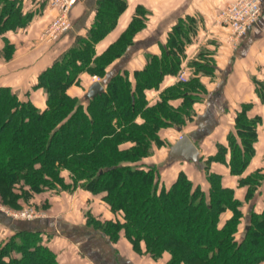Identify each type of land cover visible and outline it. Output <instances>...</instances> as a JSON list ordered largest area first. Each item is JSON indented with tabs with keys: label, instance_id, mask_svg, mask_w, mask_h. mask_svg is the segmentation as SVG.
I'll return each mask as SVG.
<instances>
[{
	"label": "trees",
	"instance_id": "16d2710c",
	"mask_svg": "<svg viewBox=\"0 0 264 264\" xmlns=\"http://www.w3.org/2000/svg\"><path fill=\"white\" fill-rule=\"evenodd\" d=\"M125 5V0H102L89 40L83 39L78 46L71 47L40 73L35 88L46 92L45 108L22 100L10 86H0L2 194H10L11 186L21 181L39 192L44 189L40 184L61 181L59 173L67 168L78 174L77 178H87L85 187L89 190L105 192L104 198L111 207L124 213L123 222L94 221L93 227L112 241L118 240L123 231L137 251L144 241L146 252L154 259L168 252L167 264L264 261V211L252 213L238 237L241 202L234 198L232 190L221 186L219 176L208 175V192L183 171L166 187L159 186L154 165H132L149 155L151 141L162 142L160 128L185 122L180 111L170 106L169 99L179 93L192 99L194 78L166 90L162 100L154 105H147L145 96V90L158 86L167 73L178 71L177 52L184 45L181 24L174 26L162 55H151L147 66L135 72V83L124 71L104 80L105 91L89 100L67 93L83 71L104 78L108 64L123 54L134 33L142 27L143 23L133 21L102 55H95L94 44L114 26ZM27 21L16 0H0V31L24 26ZM201 67L208 69L212 64L205 61ZM138 112L144 114L142 124L134 122ZM254 123L242 114L238 117L236 127L242 146L233 134L229 135L234 172H241L252 155ZM127 141H133L134 146L120 148ZM225 150L220 147V153ZM214 158L222 157L219 154ZM261 178L256 173L247 181L254 187ZM227 208L233 214L221 226L220 216ZM42 233L19 230L0 240V264H59L56 254L42 242Z\"/></svg>",
	"mask_w": 264,
	"mask_h": 264
},
{
	"label": "crops",
	"instance_id": "0c3cea01",
	"mask_svg": "<svg viewBox=\"0 0 264 264\" xmlns=\"http://www.w3.org/2000/svg\"><path fill=\"white\" fill-rule=\"evenodd\" d=\"M16 1L28 21L24 26L0 31V86H10L22 100H30L43 109L47 94L44 89L35 88L40 73L71 47L78 46L83 39L89 40L102 0H77L70 12L72 27L52 41L43 38V31L56 17L57 11L37 0ZM125 1L126 5L116 17L114 26L94 44L95 55H102L133 21H140L143 25L134 33L123 54L108 64L106 80L127 71L135 83V72L147 66L151 55H162L174 26L181 24L180 35L184 45L177 52L179 69L167 73L158 86L146 89L145 96L147 105L162 100L166 90L183 82L178 75L188 67L187 81L195 79L194 96L187 99L179 93L169 99L170 106L180 111L185 122L179 125L182 129L172 125L168 129L162 128L160 137L166 139L167 136L171 143L166 152L164 145L157 146L158 160L172 171L171 183L183 171L208 192V175L219 176L221 186L232 190L234 198L241 202L242 216L238 228L243 231L242 224L244 227L250 221L252 213L264 211V0H261L262 13L258 22L236 41L228 40V29L217 19L222 7L234 0ZM109 17L105 15V18ZM205 61H209L212 67H201ZM103 79L100 80L95 73L83 71L68 92L73 97L80 95L85 98L89 86L95 80L103 82ZM241 114L255 121V138L246 166L241 172H234L230 165L232 147L229 135L233 134L242 146L236 127ZM182 134L191 137L198 147V162L169 158L170 146ZM220 147L226 149L223 154ZM219 154L221 159L214 158ZM256 173L262 178L252 187L247 180ZM82 193L87 194L86 200L88 196L90 198L88 192ZM82 214H86L84 208L70 210L67 203L60 205L52 201L46 215L24 221L22 228L50 235L56 244L53 250L59 264H165L169 260L168 253L154 259L148 254L136 252L124 233L118 240L112 241L108 235L88 225ZM232 214L229 208L223 211L220 225ZM112 218L114 213L109 209L107 219ZM5 227L13 231L16 229L12 221L5 223ZM70 243L75 247H71ZM258 264H264V261Z\"/></svg>",
	"mask_w": 264,
	"mask_h": 264
},
{
	"label": "rangeland",
	"instance_id": "374dc122",
	"mask_svg": "<svg viewBox=\"0 0 264 264\" xmlns=\"http://www.w3.org/2000/svg\"><path fill=\"white\" fill-rule=\"evenodd\" d=\"M97 76L99 77L100 80L101 78H103L101 77L100 74H97ZM103 80H106V78L104 77ZM68 88H67V93L69 94ZM18 95L20 97L19 93ZM75 97H77L78 99H82V100L86 99V98H81L80 95L75 96ZM146 103L148 104V101ZM144 120H145L144 114H142V112L140 113L138 112L134 118V122L137 124H142ZM162 128L168 129V126H163ZM162 128L159 129L158 133L163 131ZM161 140L162 142L160 144H157L156 141H153V142L151 141L149 155L143 157L142 160L133 162L132 165L140 166V167L142 166L144 168L147 166L154 165L157 169L159 186H163V185L169 186L172 184L169 181L171 179L170 173H172V171L170 172V168L168 169V167H165V164L162 161L158 160L159 156H158L157 146L164 145V148H165L164 151L166 152V149L168 145L171 143V140L167 136H166V139L161 138ZM132 146H134V142L127 141L126 143L125 142L122 143L120 145V148L126 149ZM159 148H162V147H159ZM125 163L131 164L130 162H124V164ZM76 175L73 174L69 169L62 168L59 173V177H60L59 179H61V181L60 180L58 181V179L57 181L51 180V183H52L51 185L49 183L47 184L42 183L40 184V186L43 187L44 189L39 192L32 190L31 187L28 185V183L24 181L13 184L10 188V191H11L10 194L4 193L3 195L2 189H0V240H5V239L10 238L16 231L26 230L22 228L24 221L32 220L34 218H38L40 216L46 215L48 208H50L52 204V201H56L60 205L62 204L66 205L67 203L70 210H73L74 207L82 208V209L84 208L86 211V214L84 215L82 214V216L84 217V219H86V223L90 225L91 227L94 226V221L96 220L98 221L100 220L102 222L107 221V220L121 221V222L124 221V213L121 210L115 211L111 207V205L104 198L105 192H93L89 190L88 188L85 187L87 178H84V179L77 178ZM165 178L167 179L164 180ZM82 192H88L90 195V198L88 196L86 200L85 195L87 194L83 195ZM108 208L110 209L111 212L114 213V218L112 219H107L108 214H109ZM23 212L30 213V216L28 214L24 216L22 214ZM10 221L14 223V226L16 228L15 231L11 230L8 227H5V223H9ZM242 228H243V224H242ZM121 233H124V232L123 231L120 232V235ZM242 233L243 231L240 230L237 233V236L241 237ZM41 238H42V242L48 245L51 248V250L56 254V252L53 250V247L56 248V244H54V239L51 238L50 235L46 233H42ZM71 247H75V245L71 244ZM135 251L138 253L148 254L146 252L145 242L141 241L140 250L139 251L135 250ZM165 253H168V252H165ZM167 263L168 262H165V264Z\"/></svg>",
	"mask_w": 264,
	"mask_h": 264
},
{
	"label": "built area",
	"instance_id": "2783aa9c",
	"mask_svg": "<svg viewBox=\"0 0 264 264\" xmlns=\"http://www.w3.org/2000/svg\"><path fill=\"white\" fill-rule=\"evenodd\" d=\"M46 3L57 11L56 17L43 31V38L52 41L60 38L70 30L72 22L70 12L77 0H37ZM261 0H234L226 3L218 14V22L228 29V40L236 41L241 38L248 29L256 24L261 16ZM189 67L182 70L178 78L186 82L188 80ZM96 78V77H95ZM24 216L30 213H22Z\"/></svg>",
	"mask_w": 264,
	"mask_h": 264
},
{
	"label": "water",
	"instance_id": "95a60500",
	"mask_svg": "<svg viewBox=\"0 0 264 264\" xmlns=\"http://www.w3.org/2000/svg\"><path fill=\"white\" fill-rule=\"evenodd\" d=\"M105 91L103 82L95 80L88 88L85 98L87 100L102 94ZM182 129V126H179ZM169 158H180L187 161L198 162L200 160L199 149L187 134H182L175 143L170 146Z\"/></svg>",
	"mask_w": 264,
	"mask_h": 264
}]
</instances>
